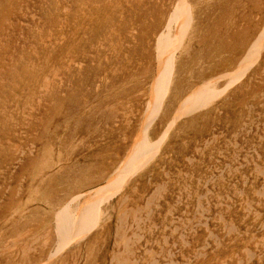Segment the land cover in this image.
I'll list each match as a JSON object with an SVG mask.
<instances>
[{"label":"rangeland","instance_id":"rangeland-1","mask_svg":"<svg viewBox=\"0 0 264 264\" xmlns=\"http://www.w3.org/2000/svg\"><path fill=\"white\" fill-rule=\"evenodd\" d=\"M178 1L0 0V264H44L54 235L45 248L39 238L55 215L44 201L55 200V210L114 174L142 126L154 44ZM262 10L264 0L200 5L204 32L189 57L180 55L181 99L169 114L237 67L238 42L255 36ZM248 15L255 21L246 33ZM165 121H154L152 140ZM44 149L52 170H39ZM158 152L136 177L137 194L131 184L124 190L142 219L136 264H264V55L211 106L178 122ZM111 230L82 248L91 264H112L121 237Z\"/></svg>","mask_w":264,"mask_h":264},{"label":"bare ground","instance_id":"bare-ground-1","mask_svg":"<svg viewBox=\"0 0 264 264\" xmlns=\"http://www.w3.org/2000/svg\"><path fill=\"white\" fill-rule=\"evenodd\" d=\"M216 1L220 2L222 0ZM209 2H212V0H179L174 8V12L168 17L164 30L157 36L156 44H154L157 69L156 76L147 91V111L143 116V123L139 128V132L134 136L131 145L126 150V154L114 174L106 177L99 185L81 189L77 194L70 196L68 200L59 204L55 210L53 209L55 207L53 205L55 200L51 201L49 197V199L44 201V204H47L48 212L55 213L54 226L51 229L49 226L45 227L44 229L46 231L44 235H40L39 238L42 239L43 248H45L50 240L48 233L51 232L54 235V243L48 248V257L44 264H79L82 258L81 264H91L89 261V253L91 250L89 249L86 254H82V248L87 246L91 247L93 239L99 236L101 230L111 229V237H114V239L121 237V242L114 244L111 252V263L136 264V260L134 259L136 251L143 247L141 244H138V240L139 242L141 240L135 238L140 236V232L137 233V231H141L142 229L139 227L142 219L138 215L140 210L137 207L128 209L126 205L130 201H133V199L131 200L132 195L130 194H137L139 182L136 177L152 163L154 164L157 161L156 159H159L158 155L160 152L158 150L160 146L163 144L167 134L174 130L178 122L211 106L214 101L225 94L240 78L255 58L259 57L261 59L264 55L263 24L257 30L255 36L249 41L245 36V32L243 33L242 40L238 42L240 43L238 46L242 52V57L232 72H225L220 76L206 81L203 89L197 96L179 104L176 110L169 114L168 109L172 107L171 102L175 101L176 103L181 99V93L177 91L178 87L175 83L178 75L177 66L183 60L180 55L184 54L185 57H189L192 48L191 45L204 32V30L203 32L201 31V26L199 27V22L201 23V21H198L199 15L196 10L199 9L200 5L208 4ZM248 18L251 19L250 16ZM254 21L255 19H251V23H248L249 25L245 30L246 33L250 30V26ZM215 38L214 36L212 42H214ZM212 42L211 44L214 45ZM235 43L237 42H233V44ZM217 54L220 55L219 52ZM220 79H227V81L220 86ZM162 118L166 120L165 130L156 140H152L150 136L153 132L151 129L152 125L156 119ZM55 165L54 160H52V154L49 151L43 152L39 170H52ZM153 171H150L148 175L153 173ZM148 182H151L150 178ZM130 184L131 187L129 188L131 193L127 194L124 190ZM115 199L116 201L112 204V200ZM153 199H149V201L151 202ZM150 205L148 202L146 203L144 212V220L146 221H149V217L151 216V212L148 210ZM112 215L115 217L114 222L108 217ZM128 219H130L131 226L127 224ZM144 226H147L148 230H150V226L146 224ZM130 228L135 229L131 238L125 235L127 231L129 232L131 230ZM144 243L147 245L148 242L146 241ZM25 250L26 248H24ZM245 253L252 256L248 251H245ZM148 254L151 256V253ZM154 262L155 260L150 257L149 264H154Z\"/></svg>","mask_w":264,"mask_h":264}]
</instances>
